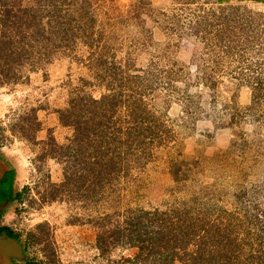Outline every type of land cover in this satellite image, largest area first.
<instances>
[{
	"label": "rangeland",
	"instance_id": "374dc122",
	"mask_svg": "<svg viewBox=\"0 0 264 264\" xmlns=\"http://www.w3.org/2000/svg\"><path fill=\"white\" fill-rule=\"evenodd\" d=\"M0 145L17 264H264V0H0Z\"/></svg>",
	"mask_w": 264,
	"mask_h": 264
},
{
	"label": "crops",
	"instance_id": "0c3cea01",
	"mask_svg": "<svg viewBox=\"0 0 264 264\" xmlns=\"http://www.w3.org/2000/svg\"><path fill=\"white\" fill-rule=\"evenodd\" d=\"M36 136L43 138L42 130H37ZM10 146L0 145V228H10L4 222L7 220L6 210L23 182L28 160ZM21 254L22 246L17 236L7 235L4 231L0 233V264H17Z\"/></svg>",
	"mask_w": 264,
	"mask_h": 264
},
{
	"label": "trees",
	"instance_id": "16d2710c",
	"mask_svg": "<svg viewBox=\"0 0 264 264\" xmlns=\"http://www.w3.org/2000/svg\"><path fill=\"white\" fill-rule=\"evenodd\" d=\"M224 1H226V0H224ZM105 97H103L102 99H104ZM92 102L93 103H95V104H100L102 101L101 100H92ZM20 194H17V196H19ZM3 231L7 234V235H12V236H15L16 235V233L13 231V230H11L10 228H8V227H6V226H3V227H1L0 228V233H3Z\"/></svg>",
	"mask_w": 264,
	"mask_h": 264
}]
</instances>
